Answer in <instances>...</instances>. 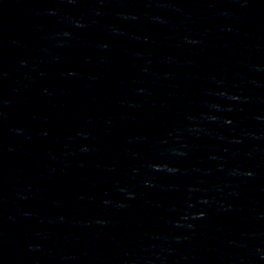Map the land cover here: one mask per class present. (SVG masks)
I'll return each instance as SVG.
<instances>
[{
	"label": "water",
	"instance_id": "1",
	"mask_svg": "<svg viewBox=\"0 0 264 264\" xmlns=\"http://www.w3.org/2000/svg\"><path fill=\"white\" fill-rule=\"evenodd\" d=\"M0 264H264V0H0Z\"/></svg>",
	"mask_w": 264,
	"mask_h": 264
}]
</instances>
